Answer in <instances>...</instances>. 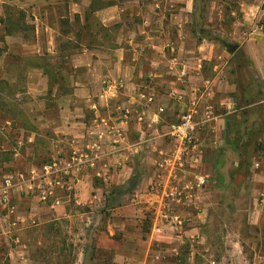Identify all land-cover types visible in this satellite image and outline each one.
Returning a JSON list of instances; mask_svg holds the SVG:
<instances>
[{
  "label": "crops",
  "instance_id": "crops-1",
  "mask_svg": "<svg viewBox=\"0 0 264 264\" xmlns=\"http://www.w3.org/2000/svg\"><path fill=\"white\" fill-rule=\"evenodd\" d=\"M221 3L0 0V79L28 81L0 116V127L15 129L16 143L29 147L19 157L7 148L13 161L5 166L22 161L25 172L0 171L15 180L0 200L10 264L32 263L33 237L73 243L84 234L91 247L78 255L93 264L264 261V150L249 153L245 237L212 218L221 206L220 175L228 160L238 165L230 147L235 131L257 119L254 140L264 146V0H237L228 34L215 30L227 15ZM202 92L214 119L197 127L181 155L170 127ZM49 150L63 161L73 153L88 157L72 169L71 199L53 207L20 196L36 185L23 175L39 171L26 162ZM173 187L185 197L165 211L164 194ZM174 213L187 221L183 229L174 226Z\"/></svg>",
  "mask_w": 264,
  "mask_h": 264
},
{
  "label": "rangeland",
  "instance_id": "rangeland-1",
  "mask_svg": "<svg viewBox=\"0 0 264 264\" xmlns=\"http://www.w3.org/2000/svg\"><path fill=\"white\" fill-rule=\"evenodd\" d=\"M213 1V0H197V6L200 9L204 3L208 4V2ZM237 0H222V6L224 7V12L227 13L225 17H223V21L220 23L221 25L216 26V31L222 29L223 33H229L231 30V23L233 21V17L231 16V13H234L236 16L239 15V10H238V4L236 3ZM1 8V5H0ZM214 22V20H213ZM12 27H16V24H12ZM25 33L27 37L31 36L30 28L25 29ZM214 31L211 32V37L218 39V36L220 34L216 33ZM214 35V36H213ZM226 41H229L228 38H225ZM3 50V46L0 47V65L4 63V58H3V53H1ZM29 62L35 61L34 58H28L27 59ZM34 63V62H33ZM2 75V70L0 69V77ZM27 82L24 78H22L20 81H17L16 83H13L11 81L5 80V79H0V92L4 93L7 95V98L0 96V116H3V112H7L6 108L9 107V105L13 102H11L12 98V92L16 89H23V87L27 86ZM19 83V85H17ZM33 83V82H32ZM6 107V108H5ZM6 115V114H5ZM24 115V114H23ZM2 127V126H1ZM0 127V171L2 174H6L9 169H15V170H21L25 172L26 170L23 168L22 165H20L21 162L18 160L14 161L16 162L14 165L15 166H5L7 164L8 155L9 153L12 154L13 152L7 151V148H10L12 145V149H15V152H18V157L20 154L24 151V148L27 144H23L22 146L16 143V132L15 129H11L10 132L8 131V128L2 129ZM7 132L6 135H4V132ZM243 140H246L244 137ZM4 147V148H3ZM29 148L26 146V149ZM50 148V146H49ZM4 149V150H3ZM25 149V151H26ZM237 150L241 151L240 148ZM238 152V151H237ZM28 153V152H27ZM13 155V154H12ZM245 155V154H244ZM11 156V155H10ZM12 157V156H11ZM244 156H241L243 158ZM56 158L54 154L49 152L46 153L44 152L43 156H40L39 160L33 159L32 161H29L30 163L26 162V166L29 164H34V165H39V171L37 174H31V173H26L23 175L21 178L24 181L29 182L30 184L33 183H44L42 179V172L41 168L44 164H47L52 161V159ZM7 160V161H6ZM13 161V160H12ZM11 161V162H12ZM232 161L233 160H228L227 163V173L223 175V171L220 175V179L218 180L217 184V191L215 193V198L219 200L221 206L217 209L214 210L213 217H221L223 220L226 222V227L228 229L234 230L236 229L239 234L243 237H245V232H246V226H245V221H246V203H247V194L244 192V181L245 178L243 179V176H245L244 172H241V174L233 181H230L229 174L233 171L234 167L232 166ZM24 165V164H23ZM25 167V165H24ZM27 168V167H26ZM8 169V171H7ZM243 180V181H242ZM12 184L14 179H11ZM16 183V182H15ZM31 186L29 188V192H20L21 198H32V199H38L37 201L39 203H42L43 205H48L52 203L54 197L48 198L46 201L40 200V190L36 188L37 186ZM44 185V184H43ZM11 187L6 188L4 185V177L0 176V200L3 202L2 198L5 196L7 198L8 192ZM6 191V194H2L3 191ZM69 192H64V193H59L57 192L55 196L61 198L60 200L63 202L68 201L67 199H71L69 197ZM233 200H236V206L235 207H230L231 203ZM22 202V201H21ZM71 202V201H70ZM73 203H74V196H73ZM234 204V203H233ZM232 204V205H233ZM75 205V203H74ZM24 207V206H23ZM73 210H76L75 206H73ZM1 217V215H0ZM232 217V218H231ZM218 219H215L214 221L216 222ZM226 228V229H227ZM222 229L225 230L222 224ZM212 230V228H209V231ZM41 230L36 231V229L33 230V232H37V235H43ZM61 231V230H59ZM49 234L51 233V229L48 230ZM62 235V233L60 234ZM9 234H7V231L5 229V225L1 224L0 222V264H10L9 256L7 254V249H8V242L10 241L8 239ZM89 236L91 235H83L80 238H73V243L70 241L67 242L66 239H63V241L59 240H51L48 239L47 237H44L46 239H43L41 241L40 237H33L31 240L28 241V245L31 250V264H93L92 261L89 259V255L84 257L82 259L81 256L78 255L79 252H81L84 248H87L88 252L91 247V241ZM59 242H62L61 245H59ZM10 244V243H9ZM11 245V244H10ZM225 259H228V256L225 257ZM264 262V261H263ZM261 264H264V263ZM252 264V262H251ZM257 264V263H256Z\"/></svg>",
  "mask_w": 264,
  "mask_h": 264
},
{
  "label": "built area",
  "instance_id": "built-area-1",
  "mask_svg": "<svg viewBox=\"0 0 264 264\" xmlns=\"http://www.w3.org/2000/svg\"><path fill=\"white\" fill-rule=\"evenodd\" d=\"M213 119V108L207 102L205 93H200V95H197L188 102L179 120L170 127L171 134L180 141L181 155L185 149L193 146L194 133L197 127ZM84 159H88L87 155L73 153L67 159H64V161L54 158L51 162L44 164L41 168L44 183H37L36 185V188L40 190V200L46 201L48 198L54 197L51 206L60 204L61 198L55 196V194L57 192H69V182L73 174L72 169L85 162ZM180 162H182L181 159ZM201 183H204L203 179ZM4 185L6 188L11 187V178H4ZM2 194L5 195L6 191L4 190ZM184 197L183 192L178 187L171 188L164 194L165 211H169L170 204L179 205ZM262 199H264V196ZM173 216L175 218L174 226L178 229H183L187 221L176 213Z\"/></svg>",
  "mask_w": 264,
  "mask_h": 264
},
{
  "label": "trees",
  "instance_id": "trees-1",
  "mask_svg": "<svg viewBox=\"0 0 264 264\" xmlns=\"http://www.w3.org/2000/svg\"><path fill=\"white\" fill-rule=\"evenodd\" d=\"M226 46L229 48V50L235 48V45L231 43H227ZM246 116L245 118L243 117L244 119L240 120L241 124H244L243 122L245 121L247 122L248 117ZM256 120L257 119H254L250 123L251 126L244 127L243 131L241 128H238L234 133L235 136L231 139L230 147L233 151H238L237 154L239 155L237 167L234 168L229 174L231 182H235L233 180H235L241 174V172L245 173L243 179H246L249 175V165L251 163L249 153L252 155H258L262 150H264V146L254 140L259 132V122ZM244 137L246 140H243ZM238 148H240L241 151L237 150ZM241 156L244 157L241 158Z\"/></svg>",
  "mask_w": 264,
  "mask_h": 264
}]
</instances>
